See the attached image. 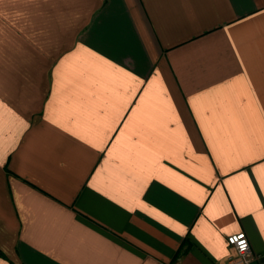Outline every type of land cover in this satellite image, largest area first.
<instances>
[{"label": "crops", "instance_id": "crops-1", "mask_svg": "<svg viewBox=\"0 0 264 264\" xmlns=\"http://www.w3.org/2000/svg\"><path fill=\"white\" fill-rule=\"evenodd\" d=\"M257 186L264 0H0V264H264Z\"/></svg>", "mask_w": 264, "mask_h": 264}, {"label": "built area", "instance_id": "built-area-1", "mask_svg": "<svg viewBox=\"0 0 264 264\" xmlns=\"http://www.w3.org/2000/svg\"><path fill=\"white\" fill-rule=\"evenodd\" d=\"M227 242L235 250L228 257V264H249L251 255V243L246 232H238L227 237Z\"/></svg>", "mask_w": 264, "mask_h": 264}, {"label": "snow or ice", "instance_id": "snow-or-ice-1", "mask_svg": "<svg viewBox=\"0 0 264 264\" xmlns=\"http://www.w3.org/2000/svg\"><path fill=\"white\" fill-rule=\"evenodd\" d=\"M238 71H243V69H238ZM148 75H151V70H150L149 73L145 76V80H147ZM249 171H251V169H249ZM257 191H258V193L264 192V190H261V189L259 188V186H257ZM262 198H264V195H262Z\"/></svg>", "mask_w": 264, "mask_h": 264}]
</instances>
